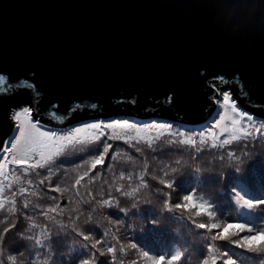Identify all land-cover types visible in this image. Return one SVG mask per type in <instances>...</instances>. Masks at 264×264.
Listing matches in <instances>:
<instances>
[{
	"label": "water",
	"instance_id": "water-1",
	"mask_svg": "<svg viewBox=\"0 0 264 264\" xmlns=\"http://www.w3.org/2000/svg\"><path fill=\"white\" fill-rule=\"evenodd\" d=\"M0 75L1 93L31 85L33 116L56 127L128 101L200 125L221 76L264 108V0H0ZM10 131L0 109V144Z\"/></svg>",
	"mask_w": 264,
	"mask_h": 264
},
{
	"label": "trees",
	"instance_id": "trees-1",
	"mask_svg": "<svg viewBox=\"0 0 264 264\" xmlns=\"http://www.w3.org/2000/svg\"><path fill=\"white\" fill-rule=\"evenodd\" d=\"M226 84L230 86L240 108L253 115L258 123L264 121V108L250 103L243 106L246 96L241 94L239 87L234 86L233 82ZM0 95L3 100L9 97L5 104L4 101H0V109L5 111L6 120L12 129L14 121L11 110L23 104H30L33 107L32 89L19 87L11 95L1 92ZM2 103L4 106L1 107ZM127 103L130 105L129 108L123 107L121 111L112 115L134 116L136 111L132 109L133 102ZM86 112V110H76L74 114L83 119V113ZM149 121L172 122L176 126L182 125L188 131L203 130L205 126L207 127L206 122L203 123L204 125L200 124L202 126L180 123L174 109L168 104L149 111L146 117H138L136 122ZM176 139L162 136L151 145L143 142L139 144L133 142V145H128L122 141H108L113 147L104 164L89 173L92 181L87 191L83 185L89 177H85L81 186H76L81 199L98 197L101 194L99 189L111 191L113 186L119 188L139 184L141 176L143 183L149 186L144 190L143 196L137 198L141 202L135 207H132V201L121 199V207L127 208V211L101 210L104 216L113 222L111 224L99 218V213L90 212L88 205L78 201L76 195L61 196L59 193L49 191L50 188L57 186L58 182L60 187L74 184L76 175L83 171L77 168V165L82 164L86 158L91 159L93 155L91 147L83 152L70 151L58 158L52 166L54 175L51 181L46 180L44 185H40L39 180L45 177L47 170H37L39 176L29 174L27 177L18 171L17 174L22 178L33 181L31 186L26 183L23 186L29 193L36 189L37 195L18 194L16 213L0 211V234L5 241V247L12 254L22 252L24 264H74L76 255L81 254L79 241L60 226L70 225L72 220L68 216H55V214H53L55 223L46 219L40 211L49 206V203L43 199L46 194L56 196L60 207L66 212L67 208L71 207L72 219L79 217L82 220L81 213L89 215L99 224L98 234L105 229L115 230V227H118L127 237L122 243L134 242L140 249L153 256L180 255L182 259L179 264H202L209 255V247L213 243L211 236L185 214L165 209L161 198L153 195L155 182L151 177L165 170L170 175L175 170L173 178L177 196L195 192L210 204L217 222L243 223L250 229L249 234L253 235L264 232V203H257L264 202V139H241L224 148H212L209 141V145L204 146L199 153L191 147L173 143L172 141ZM65 173H67L66 177ZM13 190H16L15 186ZM25 200L29 205L27 209L23 207ZM77 208L80 209L79 213L75 212ZM27 216H30L31 220L25 219ZM117 221H119L118 225ZM33 224L36 227H32ZM6 228L9 229L7 233L4 232ZM33 237L41 240L42 246L35 244ZM215 246L217 254L221 257V264L226 260L233 261V264H264V250L242 247L232 240L215 242ZM139 259L136 250L125 248L123 252L118 251L115 264H138Z\"/></svg>",
	"mask_w": 264,
	"mask_h": 264
},
{
	"label": "snow or ice",
	"instance_id": "snow-or-ice-1",
	"mask_svg": "<svg viewBox=\"0 0 264 264\" xmlns=\"http://www.w3.org/2000/svg\"><path fill=\"white\" fill-rule=\"evenodd\" d=\"M213 79L221 83L225 82L222 76ZM4 80L5 77L0 75V82ZM209 87L213 90L212 99L218 105L219 112L218 119L204 130L188 131L182 125L176 126L172 122L139 123L127 119L95 120L83 122L65 130H57L47 127L39 119L34 120L33 110L30 107L20 109L12 117L16 123V135L0 144V211L6 210L9 214L16 213V196L18 194L20 196L37 195L36 189L29 193L28 189L23 186L25 183L31 186L33 181L22 178L17 174L18 171L27 177L29 174L39 176L40 173L37 170H47L45 177L39 180V184L44 185L46 180L51 181L54 175L52 166L58 158L65 156L70 151L83 152L91 147L93 149L91 159L86 158L82 164L77 165V168H81L83 171L76 175L74 184L60 187L58 182L57 186L50 188L49 191L59 193L61 196L76 195L78 201L88 205L90 212L99 213V218L111 224L113 222L104 216L101 210L111 209L125 212L127 208L121 207L120 200H130L133 202L132 207H135L141 202L137 198L142 197L144 190L149 186L143 183L141 176L139 184H130L127 187L119 188L113 186L111 191L99 189L101 194L98 197L81 199L76 186H81V182L85 181V177H89L92 170L104 164L113 147L108 141H122L128 145H133V142L136 144L143 142L151 145L160 137L167 136L177 138L172 141L173 143L191 147L199 153L204 146L209 145V141L212 148H224L241 139H264V121L257 123L250 113L239 108L230 91L221 92L216 83L210 84ZM216 96H220L221 99L217 100ZM171 99L172 97L169 95L167 100L171 102ZM91 107L95 109L97 105L93 104ZM221 137L226 138L221 139ZM64 175L66 177L67 173ZM174 175L175 170L171 175L166 170L160 174L152 175L151 179L155 182L152 189L153 195L161 198L165 209L185 214L200 229L211 236L213 243L209 247V255L202 264H221V257L217 254L215 242L232 240L242 247L264 250V232L253 235L249 234L250 229L243 223L217 222L210 204L195 192L178 197L175 192ZM91 181L92 178L89 177L83 185L85 191L91 185ZM14 186L15 191L13 190ZM105 196L108 198H104ZM43 199L49 203L47 208L40 209L46 219L55 223V216H68L72 220L70 225L60 226L79 241L81 254L76 255L74 264H115L118 251L123 252L125 248L136 250L140 258L138 264H179L182 259L180 255L153 256L140 249L134 242L122 243V240H126L127 237L120 232L118 227H115V230L105 229L98 234L99 224L89 215L81 213L82 220L79 217L72 219L73 209L68 207L67 212L62 209L56 196L45 194ZM23 207L25 209L29 207L26 200ZM75 212L79 213L80 209L77 208ZM25 219L31 220V217L27 216ZM116 224L118 225L119 221ZM32 227H36V225L33 224ZM8 231L9 229H4L5 233ZM33 240L35 244L42 246L41 240H37L35 237ZM22 258V252L12 254L7 250L3 236L0 234V264H24ZM223 264H233V261L226 260L223 261Z\"/></svg>",
	"mask_w": 264,
	"mask_h": 264
},
{
	"label": "rangeland",
	"instance_id": "rangeland-1",
	"mask_svg": "<svg viewBox=\"0 0 264 264\" xmlns=\"http://www.w3.org/2000/svg\"><path fill=\"white\" fill-rule=\"evenodd\" d=\"M214 83H216V85H217V88H219L220 89V91L221 92H224V91H230L231 92V94H232V98L234 99V100H236L237 101V99L235 98V96H234V94H233V92H232V90L230 89V86H228L227 84H226V82L225 83H221L220 81L219 82H217V81H215ZM228 83H230V82H228ZM216 99L217 100H219V99H221V97L220 96H216ZM237 106L240 108V106L238 105V101H237ZM24 107H30L32 110H33V115H34V113H35V111H34V109H33V107L30 105V104H23V105H21V106H18L16 109H12L11 111V116L13 117V115H14V113L15 112H17V111H19L20 109H22V108H24ZM215 110L216 111H214L212 114H211V116L209 117V120H207V121H205L206 123H207V127L205 126L204 127V129H206V128H208L209 126H211V125H213V123L218 119V112H219V107H218V105L217 104H215ZM242 109V108H241ZM242 110H244V109H242ZM245 111V110H244ZM247 112V111H246ZM249 113V112H248ZM136 115H132V116H130V115H125V114H121V115H111V116H106V117H103V116H98V117H90L89 119H86V117H85V119H82V120H78V119H76V121H74V122H72L71 121V123H69V124H66V125H64V126H62V127H56V126H52V125H48L47 123H44L43 121H41L39 118H37V117H35V116H33V119L35 120V119H39L40 121H41V123H43V124H45L47 127H50V128H54V129H57V130H65V129H68V128H70V127H72V126H75V125H78V124H81V123H83V122H90V121H95V120H105V121H108V120H114V119H127V120H129V121H137V119H138V116H136ZM253 116V115H252ZM253 118L255 119V117L253 116ZM14 121V120H13ZM257 123H258V121L257 120H255ZM184 124H188V123H184ZM188 125H192V124H188ZM202 125H204V124H202ZM202 125H199V126H202ZM192 126H198V125H192ZM203 129V128H202ZM203 129V130H204ZM14 135H16V123H15V121H14V124H13V126H12V129H11V131L9 132V135L7 136V138L5 139V140H3V142H5V141H7V140H9L11 137H13ZM224 138H226V137H221V139H224Z\"/></svg>",
	"mask_w": 264,
	"mask_h": 264
},
{
	"label": "flooded vegetation",
	"instance_id": "flooded-vegetation-1",
	"mask_svg": "<svg viewBox=\"0 0 264 264\" xmlns=\"http://www.w3.org/2000/svg\"><path fill=\"white\" fill-rule=\"evenodd\" d=\"M19 87H22V86H19ZM19 87H17V88L15 89V91H16V90H17ZM13 92H14V91H13ZM13 92H12V93H13ZM2 93H4V94H10V95L12 94V93H5V92H2ZM5 100H6V103H7V102H8V100H9V97H8V98H6Z\"/></svg>",
	"mask_w": 264,
	"mask_h": 264
},
{
	"label": "bare ground",
	"instance_id": "bare-ground-1",
	"mask_svg": "<svg viewBox=\"0 0 264 264\" xmlns=\"http://www.w3.org/2000/svg\"><path fill=\"white\" fill-rule=\"evenodd\" d=\"M2 106H4V104H3V103L1 104V107H2Z\"/></svg>",
	"mask_w": 264,
	"mask_h": 264
},
{
	"label": "clouds",
	"instance_id": "clouds-1",
	"mask_svg": "<svg viewBox=\"0 0 264 264\" xmlns=\"http://www.w3.org/2000/svg\"><path fill=\"white\" fill-rule=\"evenodd\" d=\"M14 109H16V108H14ZM89 119V118H88Z\"/></svg>",
	"mask_w": 264,
	"mask_h": 264
}]
</instances>
